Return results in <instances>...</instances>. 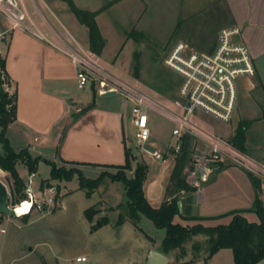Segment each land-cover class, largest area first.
Returning a JSON list of instances; mask_svg holds the SVG:
<instances>
[{"label": "crops", "instance_id": "obj_1", "mask_svg": "<svg viewBox=\"0 0 264 264\" xmlns=\"http://www.w3.org/2000/svg\"><path fill=\"white\" fill-rule=\"evenodd\" d=\"M74 1L82 9L96 10L110 0ZM221 2L228 4L232 22L241 28V37L248 44L256 64L254 75L256 82L253 80L254 76L240 81L237 109L234 119L230 121L234 122V126L232 134L227 139L231 140L239 121L252 119L253 122L246 133V150L237 148L264 163V0H221ZM23 3L31 20L36 23L49 41L40 39L26 30H10L9 21L0 13V33H5V37L0 40V47L3 50L2 57L5 59V69L9 77L7 86L17 95L16 119L9 124L6 133L12 147L17 152L27 149L33 158L40 157V161L48 159L57 163L59 160L71 163L91 178L99 176L108 165L124 164L126 147L131 148L136 156L135 150H140L142 159L145 158L149 165L144 183L145 195L154 207H159L167 196L166 189L175 165V157L164 174L163 185L158 186L160 188L158 193L151 192L149 187L156 175L154 167L162 160L157 161L160 159L151 154L155 151L149 148L150 145L155 144L151 139L146 143H141L137 138L132 140L127 136V124L133 125L131 101L120 92L104 95V92L96 89L94 83L87 84L90 93L78 92V89L85 88L79 86L78 68L67 54L55 46L59 44L60 38L76 45H82L84 42L88 46L89 38L86 27L79 22L69 9L68 3L63 0H23ZM117 4L97 16V22L102 30V25L107 20L113 27L112 17L113 12L117 10ZM220 25L224 27L226 22ZM218 38L219 35H217V42ZM88 51L100 60L96 53L89 49ZM118 93L120 97L115 98ZM250 98L257 102V109L252 108V112L248 107ZM168 104L173 105L172 100ZM153 113L161 115L172 123L164 115L158 112ZM200 125L214 132L211 126H205L204 123ZM186 138L189 149L194 142L190 137ZM133 142L137 144L138 149L136 145L134 147ZM168 145L170 144H167L162 151ZM1 153H3L2 143ZM137 159L133 161L132 168L128 169L133 171V175ZM190 160L189 152L187 165ZM20 164L26 165V163L18 162L17 169L27 183L29 178H25L20 172ZM243 169L233 167L230 161L217 165L209 179L200 187H195L196 189L191 192H182L179 200L181 201V213L176 216V220L185 225L198 222L205 225H216L207 224V222L225 218L224 215H230L232 220L233 215L225 213L233 210H244L242 212L244 216L247 210L254 211L256 189L249 171ZM27 172L30 177L32 173L29 172L28 167ZM36 172L33 173L36 175ZM258 178L261 180L260 196L264 201V179ZM37 187H39L38 183ZM242 203L248 206L241 207ZM129 222L131 221L126 220L119 226L123 227ZM220 223L222 222H217V224ZM134 227L139 230L135 225ZM139 232L134 234L137 236L142 234L146 243L141 249L135 250L136 256L130 258L127 264H147L151 250L164 253L161 250L164 236L159 239L147 231L139 230ZM146 233L153 239L147 237ZM4 237V234L0 233L1 256ZM206 238L205 234L194 235L184 244L185 252L180 256L179 261H177V256L180 249L172 250L168 254L164 253L169 258L168 264L177 262L180 264H235L231 248L218 250L205 262L207 252L204 241ZM194 243H202L203 246L200 250H194L192 247ZM2 264H12V262H6L2 257ZM255 264H264V258Z\"/></svg>", "mask_w": 264, "mask_h": 264}, {"label": "rangeland", "instance_id": "obj_2", "mask_svg": "<svg viewBox=\"0 0 264 264\" xmlns=\"http://www.w3.org/2000/svg\"><path fill=\"white\" fill-rule=\"evenodd\" d=\"M116 3L117 10L113 12L112 17L113 27L107 20L103 23L102 30L97 22V16ZM103 6L90 11H98ZM95 18L105 40L101 53H96L100 58L99 62L118 78L147 90L167 105L177 97L181 82V76L164 64V59L176 43L188 42L195 49L210 52L215 48L219 30L234 26L229 6L221 0H117L98 12ZM223 22H226V25L221 27L220 24ZM83 25L88 33L89 45L84 44L82 40L81 46L92 51L89 28ZM253 80L256 82L255 76ZM94 84L99 90L100 85L96 82ZM7 85L4 83L3 88L10 95L13 92ZM77 91L90 93V88L86 85L84 89ZM118 97L120 93L115 98ZM248 107L252 112V108L257 109V102L250 98ZM193 118L205 126H211L214 132L221 136L227 138L232 134L234 122L219 120L199 109ZM150 125L152 128L150 139L155 143L150 145L151 150L162 151L167 144L175 143L176 138L172 135L173 126L167 119L152 112ZM135 132L134 125L128 123L127 136L136 140ZM133 145L138 149L136 143ZM135 153L138 161H146L145 158L142 159L140 150H135ZM173 160L174 157L171 156L164 161L157 160L161 162L154 167L156 175L149 187L151 192L158 193L160 190L158 186L163 185L164 174ZM53 162L58 167L74 166L61 160L58 163ZM231 164L237 169H243L233 162ZM19 169L28 179L26 165L20 164ZM104 170L116 172L118 169L106 167ZM126 173L128 176L133 175V171L126 170ZM50 177L51 165L40 161L32 182L41 200L48 201L49 197H53L52 205H47L43 209L33 208L30 213L17 216L0 213V233L5 236L2 247L4 261L12 264H92V262L127 264L130 258L136 256L135 252L144 247L146 241L142 234L139 236L134 234L140 232L133 223L129 222L123 227L117 225L118 211H126V193L122 182L107 178L91 197H87L85 190L79 188L77 175L71 180ZM0 178L7 184L11 197L10 174L4 170ZM93 205L98 212L93 220L89 221L85 210ZM247 206L242 203L241 207ZM245 216L250 221H259L255 211L247 210ZM224 217L206 222L217 225V222L231 221L230 215ZM98 220H101L102 225H97ZM139 225L159 239L165 236L166 230L156 227L145 215L141 216ZM28 246H33V250L28 252ZM80 254L85 256L88 254L90 259L88 256L87 261L78 262L76 257Z\"/></svg>", "mask_w": 264, "mask_h": 264}, {"label": "built area", "instance_id": "obj_3", "mask_svg": "<svg viewBox=\"0 0 264 264\" xmlns=\"http://www.w3.org/2000/svg\"><path fill=\"white\" fill-rule=\"evenodd\" d=\"M0 13L9 21L10 30H26L49 41L29 17L23 0H0ZM4 37L5 33H0V40ZM55 46L77 66L80 87L96 82L100 85V92L115 90L131 101L135 135L141 143H146L151 138L152 112H158L172 121V135L176 141L164 151H152L155 158L165 160L168 156L176 157L182 151L186 137L193 140L194 143L189 148L191 160L186 167L187 181L193 187H200L209 179L215 167L225 161L233 162L264 179V163L239 150L231 140L204 128L193 118L199 109L225 122L234 119L240 81L256 73L254 57L248 44L242 39L238 25L223 28L216 47L210 52L195 49L183 41L176 43L164 59V64L181 76L178 95L172 100V106L147 90L118 78L80 44L69 43L60 38L59 44ZM2 56L3 50L0 47V57ZM34 175H30L24 189L26 198L15 204L11 203L16 210L25 202L28 203L27 213L33 208L43 209L53 204V197L43 201L37 196L32 182ZM76 260L87 261V256H78Z\"/></svg>", "mask_w": 264, "mask_h": 264}, {"label": "trees", "instance_id": "obj_4", "mask_svg": "<svg viewBox=\"0 0 264 264\" xmlns=\"http://www.w3.org/2000/svg\"><path fill=\"white\" fill-rule=\"evenodd\" d=\"M69 5V9L75 14L80 23L89 28L90 49L100 54L105 44V40L96 22V15L101 10L110 6L117 0L109 1L98 11L82 9L74 0H63ZM9 82L8 73L5 69V59L0 57V142L2 143L3 153L0 154V167L11 176V197L10 202L15 204L26 198L24 191L25 181L20 176L17 163H26L30 173L37 171L40 157L33 158L27 149L17 152L12 147L8 137L7 128L16 119L17 115V95L13 92L9 95L3 88L4 83ZM253 122L252 119L241 120L238 122L231 142L239 149L246 150V133ZM188 139L183 142L182 151L175 157V165L169 177L166 189V199L159 207H154L148 200L144 191V183L147 178L149 165L146 161H138L133 176H128L126 170L132 168V163L137 159L132 149L126 147V160L122 165H108V168H117L116 172L103 170L95 178L87 177L78 166L66 168L58 167L55 162L45 159L51 165V177L53 179L71 180L75 175L79 178V188L85 190L86 196L91 197L94 191L108 178L111 181H120L125 187L126 211H120L117 225H121L126 220H130L140 231L145 232L139 225L142 215L150 218L156 227L166 230L161 243V250L168 254L172 250L180 249L177 256L185 252L184 244L194 235L205 234L204 241L207 256L205 262L218 250L231 248L234 254L235 264H255L264 258V201L260 196L261 180L249 172L251 181L256 189L255 203L253 210L258 214L259 221H250L242 213L244 210L238 209L225 214H232V220L228 224L205 225L201 222L185 225L176 220L180 208L178 201L181 199L182 192H191L196 188L187 181L185 171L188 161ZM98 212L96 206H90L85 210V215L92 221ZM201 218V217H192ZM106 223V222H104ZM146 236L153 239L148 233ZM202 243H194L193 249L200 250ZM175 264H180L179 262Z\"/></svg>", "mask_w": 264, "mask_h": 264}, {"label": "water", "instance_id": "obj_5", "mask_svg": "<svg viewBox=\"0 0 264 264\" xmlns=\"http://www.w3.org/2000/svg\"><path fill=\"white\" fill-rule=\"evenodd\" d=\"M116 91H106L104 95L115 94ZM179 208L181 209V201H178ZM0 213H3L8 216H17L18 213L16 209L11 206L10 203V191L7 184L0 178ZM97 225H102L101 220H98ZM33 250V246H28L27 251L30 252ZM169 258L164 253L151 250L148 254L147 264H168Z\"/></svg>", "mask_w": 264, "mask_h": 264}, {"label": "bare ground", "instance_id": "obj_6", "mask_svg": "<svg viewBox=\"0 0 264 264\" xmlns=\"http://www.w3.org/2000/svg\"><path fill=\"white\" fill-rule=\"evenodd\" d=\"M4 173V170H2L0 168V174ZM27 205L28 203L25 202L22 206H20V208L18 210H16V212L18 213V215H22V214H25L27 213Z\"/></svg>", "mask_w": 264, "mask_h": 264}]
</instances>
